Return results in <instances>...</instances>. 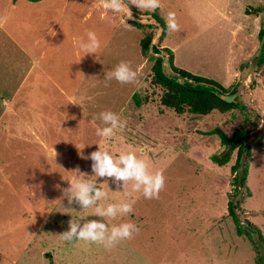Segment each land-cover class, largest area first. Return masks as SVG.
<instances>
[{
    "label": "rangeland",
    "instance_id": "rangeland-1",
    "mask_svg": "<svg viewBox=\"0 0 264 264\" xmlns=\"http://www.w3.org/2000/svg\"><path fill=\"white\" fill-rule=\"evenodd\" d=\"M260 6L264 0H161L155 11L129 4V19L104 9L101 0H0V14L7 13L22 38L17 51L0 27V264H264V243L254 230L237 231L251 223L264 237V65L254 64L264 27V7L254 10ZM169 12L179 31H168ZM88 31L101 41L96 54L79 48ZM146 34L152 40L144 54L139 42ZM152 46L159 49L155 56H165L166 71L172 72L162 47L172 50L176 66L229 90L236 86L240 107L196 116L163 106V89L151 82ZM122 61L137 71L138 82H105V72ZM76 84L80 97L67 92ZM134 94L139 104L131 114L126 107L136 103ZM103 111L126 121L108 139L96 135ZM213 128L248 131L244 187L233 183L235 151L222 166L212 161L224 149L208 133ZM98 144L117 157L134 151L150 172L161 171L159 198L133 192L132 182L117 186L93 176L89 157ZM81 173L107 192L100 206L130 202L133 211L102 218L95 206L69 204L68 180ZM72 219L109 228L132 222L140 230L106 249L62 239Z\"/></svg>",
    "mask_w": 264,
    "mask_h": 264
},
{
    "label": "clouds",
    "instance_id": "clouds-1",
    "mask_svg": "<svg viewBox=\"0 0 264 264\" xmlns=\"http://www.w3.org/2000/svg\"><path fill=\"white\" fill-rule=\"evenodd\" d=\"M101 3L104 9L126 15L129 19L132 18L129 4L135 5L142 12L155 11L161 7V0H127V5L125 0H101ZM164 19L169 32L179 31L180 26L175 12H169ZM100 47L101 41L94 31H88L87 40L79 42V48L85 55L96 54ZM104 80L105 82L116 80L121 84L136 83L138 74L128 62L122 61L115 68L105 72ZM98 119L104 126L96 128V135L105 139L113 137L117 129H123L126 126V121H122L116 113L111 111L101 112ZM261 127H264V121H261ZM89 159L92 161L93 176L113 179L117 186L120 182H123L124 187L132 182V191H142L147 199L159 198V193L165 186L163 173L150 172L148 162L138 158L134 151L121 152L117 157L99 145V149L93 151ZM83 175L84 173H81L79 177L68 180L70 187L65 192L71 193L68 198L69 204L75 202L82 209L95 206V215L102 218L115 219L117 216L127 215L133 211V205L130 202L100 206L99 202L107 198V192L102 187H97L94 181L84 179ZM139 230V227L132 222H123L109 228L105 222L98 220L86 221L81 225L80 222L72 219L69 221V230L65 231L61 237L66 241H85L111 249L120 241L131 239Z\"/></svg>",
    "mask_w": 264,
    "mask_h": 264
},
{
    "label": "trees",
    "instance_id": "trees-1",
    "mask_svg": "<svg viewBox=\"0 0 264 264\" xmlns=\"http://www.w3.org/2000/svg\"><path fill=\"white\" fill-rule=\"evenodd\" d=\"M29 1L36 2L40 0ZM263 7L264 6H260L254 10L255 12H259ZM152 16L160 23L164 31L166 26L162 19L155 13H152ZM136 24L140 25V23ZM259 36L261 43L254 64L261 67L264 65V27L260 28ZM151 40V34H146L140 39L139 43L142 53L146 54L148 52L151 46ZM162 48L168 55L167 64L172 72L166 71L164 68L165 56L162 54L155 56L154 54L159 52V49L152 46L153 54L151 56L155 57L152 65L151 82L163 89L160 96V103L163 106L179 114L187 111L196 116H205L213 111L225 112L240 107L237 97L235 96L237 93L236 86H232V89L229 90L228 87L223 86L212 78L194 74L176 66L173 62L172 50L168 47ZM134 99L136 103L132 105L129 102V105L126 107V109H131V114L139 104L138 96L135 94ZM126 114L128 113H124V115ZM208 133L218 135L219 143L224 146V149L220 153L211 155L214 163L222 166L230 160L233 152H236L235 161L230 167L231 172L234 173L233 183L238 188L244 187L248 174L247 156H249L250 151L249 147L243 141L248 138V131L236 128L233 130V133L229 135L221 128H213L209 130ZM234 208L232 201L229 200L227 209L229 214L233 215L232 217L236 221L237 217ZM249 229H253L254 231L252 232L264 243V237L260 230L253 224L250 223L247 227L237 226L239 234L243 230L251 233Z\"/></svg>",
    "mask_w": 264,
    "mask_h": 264
},
{
    "label": "crops",
    "instance_id": "crops-1",
    "mask_svg": "<svg viewBox=\"0 0 264 264\" xmlns=\"http://www.w3.org/2000/svg\"><path fill=\"white\" fill-rule=\"evenodd\" d=\"M17 3L18 2H16L15 4H13V6L14 5H16L14 8H11V9H16L17 8ZM35 3H37V1L35 2ZM34 5H37V4H34ZM44 8L46 7L45 5L43 6ZM72 18V17H71ZM8 19H9V16L7 15V13L6 14H4V15H2V14H0V27H1V29L3 30V32L5 33V35L8 37V39L11 41L12 40V42L14 43V45L16 46V49H17V51L19 50V49H21V39L22 38H20V36H19V34H18V37H16L15 35H16V33H17V31H15V25H11V24H9L8 23ZM11 19V18H10ZM56 21H52L51 20V23L52 24H54ZM20 28H19V26H18V33H20V30H19ZM58 32H59V28H58V31H57V33L56 34H58ZM54 33V32H53ZM52 33V34H53ZM56 34H55V36H54V39H55V37H56ZM41 35H43V34H41ZM72 35V34H71ZM40 34H38L37 36H34L35 38L36 37H38V40L36 41V40H34L35 38L33 37V42H38V41H40L39 40V38H41L42 36H40ZM71 37H73V35L71 36ZM31 39H32V35H31ZM73 39V38H72ZM49 44H51V41L49 42ZM48 44V45H49ZM34 45H35V43H34ZM30 48V47H29ZM35 59L34 60H32L33 62L35 61L36 63H37V57H36V53H35V56H33ZM40 58H42V56L40 57ZM34 62V63H35ZM51 67V66H50ZM33 68H37V66H33ZM32 68V69H33ZM58 78H55V77H52L51 78V82L54 84V85H56V86H58ZM67 84V83H66ZM79 84H80V82H79ZM79 85L78 84H76L74 87L75 88H71V89H69V90H67V92L68 93H71V95L73 96V95H77L78 97H80V88H78L77 89V87H78ZM79 102H80V100H79Z\"/></svg>",
    "mask_w": 264,
    "mask_h": 264
},
{
    "label": "water",
    "instance_id": "water-1",
    "mask_svg": "<svg viewBox=\"0 0 264 264\" xmlns=\"http://www.w3.org/2000/svg\"><path fill=\"white\" fill-rule=\"evenodd\" d=\"M250 230H253V229H250Z\"/></svg>",
    "mask_w": 264,
    "mask_h": 264
}]
</instances>
